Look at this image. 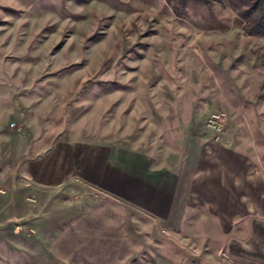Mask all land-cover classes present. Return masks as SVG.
I'll list each match as a JSON object with an SVG mask.
<instances>
[{
    "label": "rangeland",
    "instance_id": "rangeland-1",
    "mask_svg": "<svg viewBox=\"0 0 264 264\" xmlns=\"http://www.w3.org/2000/svg\"><path fill=\"white\" fill-rule=\"evenodd\" d=\"M250 1L0 0V264H264Z\"/></svg>",
    "mask_w": 264,
    "mask_h": 264
},
{
    "label": "trees",
    "instance_id": "trees-1",
    "mask_svg": "<svg viewBox=\"0 0 264 264\" xmlns=\"http://www.w3.org/2000/svg\"><path fill=\"white\" fill-rule=\"evenodd\" d=\"M243 14L252 17L254 31L259 32L264 27V0H251Z\"/></svg>",
    "mask_w": 264,
    "mask_h": 264
},
{
    "label": "built area",
    "instance_id": "built-area-1",
    "mask_svg": "<svg viewBox=\"0 0 264 264\" xmlns=\"http://www.w3.org/2000/svg\"><path fill=\"white\" fill-rule=\"evenodd\" d=\"M13 124H14V123H13ZM13 124H12V125H13Z\"/></svg>",
    "mask_w": 264,
    "mask_h": 264
}]
</instances>
